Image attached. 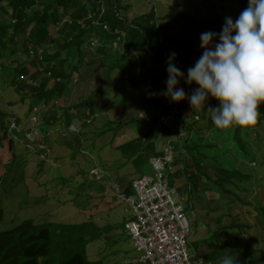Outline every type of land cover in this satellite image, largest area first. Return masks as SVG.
Listing matches in <instances>:
<instances>
[{
  "label": "trees",
  "instance_id": "1",
  "mask_svg": "<svg viewBox=\"0 0 264 264\" xmlns=\"http://www.w3.org/2000/svg\"><path fill=\"white\" fill-rule=\"evenodd\" d=\"M216 1L221 8L230 9L226 4L230 2V7L237 6L241 11L248 3V0H239V4L237 0ZM202 3H197L188 11L181 9L167 13L161 20L157 19L155 10L129 20L123 14L121 0H0V17L7 18L5 21L0 18V84L3 88H11L17 96L21 95L20 102L28 104V116L31 113L41 118L38 127L42 132L59 122L67 127L73 115L81 117L79 121L84 127L91 125L99 117L97 115L106 109L103 101L108 97L105 91L102 92L103 86L110 85L118 72L122 77V81H118L120 89L126 84L146 88L149 102L156 108L153 116L151 114V124L143 122V129L133 137L131 131L128 133L123 126L125 122L117 125L107 119L106 126L98 131L99 136L96 134L94 137L108 135L112 139L116 149L121 151V161L131 163L133 170L128 175L133 177V181L145 173L150 158L161 155V149L156 150L152 144L150 131L153 127H162L165 133L171 135L170 121L176 128L180 126L185 129L191 125L185 124V120L196 117L204 121L207 128L217 127L207 110V107L218 105L215 98L208 97L204 108H196L190 105L187 95L185 99L173 102L161 94L165 86L161 79L167 78L166 61L170 52L176 53L173 63L185 74L187 68L199 58L195 48L198 34L203 28L201 21L198 22L205 11ZM230 12L232 10L227 15L232 17ZM232 18L236 19L234 16ZM161 32L165 33L163 41L159 38ZM118 37L120 40L113 47L111 43ZM92 39L97 42L94 49L89 46ZM195 54L196 58H193ZM27 65L32 67L31 72ZM73 73H77L75 81ZM91 82L96 86L93 92L66 101V92L73 84L91 86ZM183 84L186 94L197 87L194 83ZM9 103L10 106L15 104L14 101ZM34 107H40L36 113H32ZM258 111L261 116L255 124L228 127L232 129V138L240 149L254 133L257 145L264 146V102L258 104ZM157 112L168 118L166 123H158ZM5 116L12 114H4L0 110V121ZM19 123L20 119H17L18 126ZM253 129L260 130L254 132ZM23 131L22 139L27 143L29 139L26 133H30L31 128ZM84 134L76 132L69 143L72 145V141H76L82 149ZM7 139L9 145H14L13 139ZM191 144V151L195 152L197 146L194 142ZM207 146L214 148L213 144ZM183 148L181 146L180 151L174 154L175 169L169 178V186L176 187L180 193L193 191L192 187L180 184L187 172L182 168L185 161ZM192 159H195L194 155ZM210 159V177L216 181L224 180L230 187L234 185L237 191L244 189L242 181L247 182L254 177L242 173L240 169H227L215 156H210ZM261 163L264 164V156ZM121 177L124 178L123 175ZM233 178L236 180L232 181ZM117 182L123 192L132 193L130 184ZM236 198L240 201L238 195ZM256 210L261 222L264 220V206H256ZM3 220L4 212L0 208V225ZM236 224L235 241L230 237L228 241H223L224 231L218 228L204 240L211 251L200 257L218 259L228 250L233 253L235 246L237 264H264V249L243 244L242 240L249 232L245 229L249 226ZM120 225L123 227L124 222ZM108 226L99 227L92 221L36 223L32 219L23 220L11 228L0 229V264H106L102 259H90L87 247L101 235L112 231L113 226ZM224 243L225 246L219 245Z\"/></svg>",
  "mask_w": 264,
  "mask_h": 264
},
{
  "label": "rangeland",
  "instance_id": "2",
  "mask_svg": "<svg viewBox=\"0 0 264 264\" xmlns=\"http://www.w3.org/2000/svg\"><path fill=\"white\" fill-rule=\"evenodd\" d=\"M196 1L198 4L203 2L202 6L205 10L198 19V22L201 21L203 25H201L203 28L198 34L199 37L202 32L208 30L219 33L224 18L228 16L230 10H232L230 12L232 17L235 18L241 12L237 6L230 7L232 4L230 2L226 3L230 8L228 9L219 7L216 0ZM236 2L239 4L240 1ZM197 3L195 0H121L123 14L129 20L134 16L151 13V10H155L157 19L161 20L167 13L181 9L188 11ZM0 18L7 20L4 16ZM208 25L211 27H205ZM164 36L165 33L161 32L159 37L161 41L164 40ZM199 37L195 49L200 56L202 49ZM111 45L114 47L113 43ZM193 58H196V54ZM27 67L30 72L33 70L31 66L27 65ZM73 75V81H75L77 73ZM121 78L118 72L115 75L116 80L112 79L110 85L103 86L102 92L105 91L104 94L108 97V100L103 101L106 109L97 115L99 117L93 120L91 125L84 127L83 123H80L81 117L73 115L70 129L85 133L82 149L76 141H72V145L69 143L75 137V133L66 131L65 125L61 122L51 129L46 127L50 129L47 133L49 145L44 154L46 161L42 160L43 154L37 155L40 153L38 150L41 149V143L29 148L22 139L23 130L31 128L28 104L21 103V95L17 96L11 88H3L0 84L1 112L11 113L13 117L20 119L19 126L17 125V132H19L17 139L15 133L8 129L13 117L5 116L0 121V208L4 212L0 229L11 228L26 219H32L36 223L92 221L99 227H109L108 225L113 228L118 227L116 231L112 228V231L101 235L99 239L88 245L90 259H102L106 264H118L135 254L129 239L124 235L125 233L122 234L123 227L120 225L132 212L125 204L119 202L115 192L116 185H119L117 181L122 185H131L133 177L128 174L132 172L133 167L128 161H121V151L116 149L108 135L94 137L106 126L107 119L117 125L125 122L123 126L128 133L131 131L133 137L137 136L143 129L144 123H152L151 119L156 108L149 102L146 88L126 84L120 89L118 81H122ZM161 80L165 85L164 90L166 78ZM183 83L184 80L181 79L179 85L184 88ZM95 87L94 82H91V86L84 83L73 84L66 92L65 99L70 102L86 93L93 92ZM10 101H14L15 104L10 106ZM148 117H150L149 121L146 120ZM189 123L191 127L183 129L180 126L176 128L170 121L173 130L171 135L165 133V130L159 126L153 127L150 131L152 144L156 150L160 149L161 141L169 140L170 137L174 154L180 151L181 146L184 147L182 151L185 161L182 168L187 172L180 184L193 188L192 192L187 191L181 194V201L190 226L188 252L203 258L200 255L211 251L204 240H207L218 228L224 231L223 241H228L229 237L235 241V233L238 230L236 222L249 226L245 229L249 232L242 240L243 244L247 243L252 248L263 250L264 220L259 221L256 206H264V164L261 163L264 146L257 145V136L254 133L247 138L248 143L240 149L232 138V129L207 128L201 119L188 118L185 124ZM253 130L257 132L256 130L260 129ZM27 135L30 133H26ZM200 137L203 138L202 141ZM7 138L13 139L14 145H9ZM193 142L197 146L195 152L191 151ZM208 144H213L214 148L207 146ZM210 156L221 160L223 166L229 170L230 167L240 169L242 173L251 174L254 177L247 182L242 181L244 189L238 191L234 185L230 187L224 180L216 181L210 177L208 170L211 163ZM96 167L102 171V181L99 182H94L89 176L91 168ZM149 170L150 167L146 166L145 172ZM235 180V178L232 179V181ZM237 195L240 201L237 200ZM219 245L225 246L226 243ZM232 250L233 254L237 255L235 246ZM212 261L217 264L218 259L215 258Z\"/></svg>",
  "mask_w": 264,
  "mask_h": 264
},
{
  "label": "clouds",
  "instance_id": "3",
  "mask_svg": "<svg viewBox=\"0 0 264 264\" xmlns=\"http://www.w3.org/2000/svg\"><path fill=\"white\" fill-rule=\"evenodd\" d=\"M199 39L202 53L194 65L187 68L186 74L173 63L176 53L170 52L166 61V88L161 94L173 102H179L187 95L190 105L196 108H204L208 97L215 98L218 105L207 107V110L213 124L220 128L255 124L261 116L258 104L264 102V0H248L247 6L235 20L231 16L224 18L219 33L208 30L202 32ZM181 79L185 84L194 83L197 87L186 94L178 86ZM39 108L34 107L32 113H36ZM33 117L31 114V123ZM17 119L13 117L10 125L14 122L16 128L11 131L19 134ZM37 119L35 127L39 131L38 137L24 143L29 148L41 143L45 148L39 149L37 155H44L49 145L47 133L52 127L40 131L38 125L41 118ZM71 125L65 126L66 131L76 133L75 129H70ZM31 126L32 130L33 124ZM42 160L46 161L45 155ZM217 264H237V261L229 251L218 258Z\"/></svg>",
  "mask_w": 264,
  "mask_h": 264
},
{
  "label": "built area",
  "instance_id": "4",
  "mask_svg": "<svg viewBox=\"0 0 264 264\" xmlns=\"http://www.w3.org/2000/svg\"><path fill=\"white\" fill-rule=\"evenodd\" d=\"M119 40L120 37L112 41L114 46ZM96 44V40L92 39L89 46L95 47ZM156 115L159 124L167 122V117L159 112ZM146 120L149 121L150 117ZM32 122L33 128L30 135H27L31 141L39 135L35 127L38 123L37 117H33ZM15 128L12 122L10 130ZM159 147L161 155L149 159L150 170L132 181V193L123 192L116 185L117 199L132 212L125 219L124 232L135 252L131 258L118 264H215L188 252L190 226L182 197L177 189L169 186L170 173L174 168V149L170 140L161 141ZM40 148L44 150L45 146L41 144ZM90 177L102 181V171L97 167L92 168Z\"/></svg>",
  "mask_w": 264,
  "mask_h": 264
},
{
  "label": "crops",
  "instance_id": "5",
  "mask_svg": "<svg viewBox=\"0 0 264 264\" xmlns=\"http://www.w3.org/2000/svg\"><path fill=\"white\" fill-rule=\"evenodd\" d=\"M174 188L176 189V187H174ZM177 191L179 192L180 196L182 197V195H181L182 192L180 193V191L178 189H177ZM183 193H185V192H183Z\"/></svg>",
  "mask_w": 264,
  "mask_h": 264
}]
</instances>
